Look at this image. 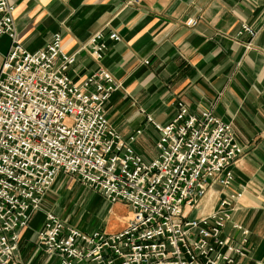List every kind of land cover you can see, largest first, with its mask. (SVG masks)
<instances>
[{"label": "built area", "instance_id": "obj_1", "mask_svg": "<svg viewBox=\"0 0 264 264\" xmlns=\"http://www.w3.org/2000/svg\"><path fill=\"white\" fill-rule=\"evenodd\" d=\"M14 10L0 0V38L12 40L0 69V264H25L20 232L43 211L60 176L109 205L129 206L132 217L120 232L87 233L45 212L34 243L50 263L243 264L250 231L233 223L234 235L224 234L240 193L225 195L212 214L192 217L210 189L229 190L234 182L244 149L232 124L180 104L166 125L148 118L158 137L156 157L146 158L135 147L143 131L123 137L109 121L106 104L120 88L111 73L99 69L81 81L71 78L76 54L62 50L60 34L46 48L27 51L17 38ZM243 35L249 50L256 32L243 24L237 38ZM107 39L120 41L103 30L91 38L95 60L104 58Z\"/></svg>", "mask_w": 264, "mask_h": 264}, {"label": "crops", "instance_id": "obj_2", "mask_svg": "<svg viewBox=\"0 0 264 264\" xmlns=\"http://www.w3.org/2000/svg\"><path fill=\"white\" fill-rule=\"evenodd\" d=\"M131 1L9 0L15 7L18 41L27 51L46 48L60 34L62 50L76 54L71 78L81 81L99 69L111 73L120 88L106 104L107 116L123 137L143 131L135 144L142 155V143H152L156 149L158 137L148 118L166 125L180 104L191 114L209 111L232 124L244 149L233 167L234 182L229 190L210 189L192 217L208 216L225 195L240 193L224 234L234 235L233 223L248 229L247 257L242 262L264 264V4L257 0ZM190 19L197 21L195 27L186 25ZM243 24L256 32L249 50L245 47L249 37L237 38ZM101 30L116 32L120 41L107 39V52L97 61L90 41ZM11 45L8 36L0 38V69ZM63 177L47 193L43 211L20 232V257L25 264H37L39 259L38 264H56L48 261L34 239Z\"/></svg>", "mask_w": 264, "mask_h": 264}, {"label": "rangeland", "instance_id": "obj_3", "mask_svg": "<svg viewBox=\"0 0 264 264\" xmlns=\"http://www.w3.org/2000/svg\"><path fill=\"white\" fill-rule=\"evenodd\" d=\"M142 153L150 159L156 157L153 144L142 143ZM64 183L49 211H55L70 226L87 233L100 230L106 234L120 232L130 222L131 208L122 203L109 205L102 197L77 181L63 177ZM39 261V262H38ZM40 259L37 260V264Z\"/></svg>", "mask_w": 264, "mask_h": 264}]
</instances>
